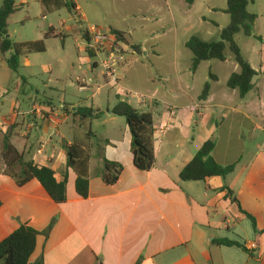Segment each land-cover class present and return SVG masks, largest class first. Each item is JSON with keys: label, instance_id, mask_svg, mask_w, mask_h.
<instances>
[{"label": "crops", "instance_id": "1", "mask_svg": "<svg viewBox=\"0 0 264 264\" xmlns=\"http://www.w3.org/2000/svg\"><path fill=\"white\" fill-rule=\"evenodd\" d=\"M123 43L125 48L133 47ZM138 46L143 54L146 49ZM3 55L0 71L6 74L12 71L7 63L11 53ZM259 58L256 62L247 58L257 76L254 89L244 98L228 87L231 76L241 72L233 55H227L225 62H203L196 72L192 66L182 69L174 64L166 71L155 70L144 81L143 73H137L141 86L137 102L121 95L122 89L116 102H111L108 92L105 106L102 95L110 81L104 75L106 84L93 106L87 107L102 113L92 121L75 117L76 106L56 107L49 102L22 111L15 98L11 110L0 113V243L27 225L40 233L30 264H264V144L258 135L264 133L262 52ZM26 64L30 66L29 61ZM203 66L208 74L199 78ZM207 83L209 96L202 100ZM119 101L153 117L155 162L148 171L134 164L129 125L113 113ZM162 125L167 126L163 131ZM9 130L12 144L27 161L51 168L58 182L68 172L66 203L55 202L36 179L19 186L6 174L2 152ZM79 134L97 144L80 141ZM209 140L216 145L212 154L216 162L234 164L235 171L227 179L183 181L181 172ZM74 143L83 145L91 156L87 198L78 196L77 175L67 169L66 146ZM104 160L123 167L114 184L104 179ZM224 187L256 219V231L245 227L250 220L221 190ZM219 239L240 242L248 252L219 246ZM250 244L258 248L250 250Z\"/></svg>", "mask_w": 264, "mask_h": 264}, {"label": "rangeland", "instance_id": "2", "mask_svg": "<svg viewBox=\"0 0 264 264\" xmlns=\"http://www.w3.org/2000/svg\"><path fill=\"white\" fill-rule=\"evenodd\" d=\"M23 1L27 5L9 21L10 39L13 43L44 40L46 52L28 54L27 59H22L18 74L0 71L2 114L11 110L10 102L15 98L20 101L22 111H29L31 107L28 106L40 102L56 107L93 106L100 87L106 84L104 75L109 79L105 62L110 61L112 53L116 60L112 63L113 70L121 82L114 84L109 79L110 85L104 87L102 95L105 106L107 93L111 92V102H116V94L122 89L126 99L129 96L137 102L141 99L137 73H143L144 81L155 70L166 71L174 64L182 69L191 67L194 56L186 47L190 38L198 36L206 42L218 41L221 30L230 23V16L223 11L228 7V0H195L193 5H189L187 0H72L78 7L75 12L68 9L67 0H17L18 4ZM2 5L3 0H0V8ZM248 11L257 17L253 36L240 33L236 41L242 54L256 62L260 60L261 52L264 56V0H249ZM80 22L84 30L100 28L111 31V34H114L112 29L124 32V39L133 47L125 48L126 44L116 40L112 48L103 46L97 52L92 42L90 46L97 57L90 59L86 52L89 44L80 31ZM52 26L55 28L53 35L57 37L52 35L45 39ZM138 45L146 49L143 54H139ZM226 54L232 56L229 49ZM0 57H4L1 52ZM94 63L98 66L94 67ZM206 74L208 70L203 66L198 77ZM83 84L85 89H82ZM258 135L260 143L264 144V133ZM78 137L86 144H97V141L82 138L80 134ZM252 146L253 143L250 144ZM245 227L253 229L250 221ZM238 240L243 242V239Z\"/></svg>", "mask_w": 264, "mask_h": 264}, {"label": "trees", "instance_id": "3", "mask_svg": "<svg viewBox=\"0 0 264 264\" xmlns=\"http://www.w3.org/2000/svg\"><path fill=\"white\" fill-rule=\"evenodd\" d=\"M49 1V0H48ZM55 1V0H52ZM195 0H187L189 5H193ZM71 12L78 10V7L72 0L66 3ZM25 5H19L17 0H3L0 8V51L3 54L11 53L7 63L9 68L18 73L22 67V58L31 53L46 52L44 40L29 43H13L9 36V21ZM249 0H228V7L225 10L230 16L229 25L224 28L220 34L218 41L206 42L198 36H193L187 42V48L192 52L193 64L192 70L196 72L200 65L206 61L217 60L225 62L227 60L226 50L229 49L233 55L234 61L239 65L241 72L233 74L228 82V87L238 90L240 97L244 98L254 89L253 80L257 76L247 58L242 54L236 36L244 33L248 37H252L256 25L257 17L248 11ZM80 31L83 38L88 42L89 46L86 52L90 59L97 57V54L90 46L92 43L88 29L84 30L83 24L79 23ZM118 42L127 41L124 39L125 33L113 30ZM54 29L51 28L49 33L45 35V39L51 37ZM55 37V36H54ZM138 50V47H134ZM94 63V67H96ZM213 79L215 77L212 76ZM210 83L204 87L201 99L205 100L209 96ZM74 116L81 121H92L100 118L102 113L93 108L78 107L73 110ZM113 113L126 119L133 139V156L135 166L143 171L150 170L155 162L154 144H153V117L150 113H141L126 101H119L114 107ZM12 131L9 130L4 136L2 157L6 165V174L13 177L19 186H24L31 180H38L45 188L49 196L58 204L67 202V175L65 180L58 182L55 178L54 171L49 167H41L33 161H27L24 154L18 152L11 141ZM215 142L207 141L202 149L197 153L195 158L181 172V179L185 182L205 181L208 178L227 179L235 171L236 165L223 166L216 162L212 154L215 149ZM67 150V169L73 170L76 175V191L79 197L87 198L89 194V163L90 153L83 145L74 143L66 146ZM105 176L104 179L109 184L118 181L123 167L120 164L104 160ZM227 192V197L232 203L238 206L241 213L247 216L251 221L253 229L257 230L256 219L247 213L235 193L228 187L221 189ZM50 230V229H49ZM49 230L45 233H49ZM40 235L38 231L22 225L14 233L8 236L0 243V264H30V258L34 254L37 246V238ZM219 246L229 248H239L248 252L245 245L230 239L217 240Z\"/></svg>", "mask_w": 264, "mask_h": 264}, {"label": "built area", "instance_id": "4", "mask_svg": "<svg viewBox=\"0 0 264 264\" xmlns=\"http://www.w3.org/2000/svg\"><path fill=\"white\" fill-rule=\"evenodd\" d=\"M89 34L91 36L92 42H93V48H95V50L97 52H99V48L101 47H105L107 48H112V45L114 42H116L117 38L115 34H111V31H104L103 29L100 28H93L91 30H89ZM94 50V49H93ZM110 61H106L105 62V68H106V72H107V76L110 79V81L114 84L118 83V79L115 76V72H114V68H113V61L115 60L114 54H110L109 57ZM121 95H126L124 91H121ZM167 126L166 125H162L160 127V130L163 131ZM258 247L256 244H250L249 249L250 250H256Z\"/></svg>", "mask_w": 264, "mask_h": 264}]
</instances>
